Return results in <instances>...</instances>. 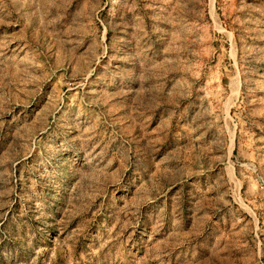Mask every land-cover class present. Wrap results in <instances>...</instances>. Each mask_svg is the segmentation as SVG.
Returning a JSON list of instances; mask_svg holds the SVG:
<instances>
[{
    "label": "rangeland",
    "instance_id": "374dc122",
    "mask_svg": "<svg viewBox=\"0 0 264 264\" xmlns=\"http://www.w3.org/2000/svg\"><path fill=\"white\" fill-rule=\"evenodd\" d=\"M0 264H264V0H0Z\"/></svg>",
    "mask_w": 264,
    "mask_h": 264
}]
</instances>
